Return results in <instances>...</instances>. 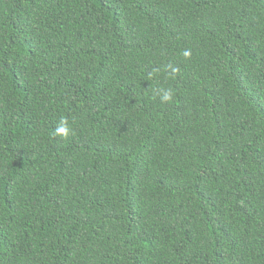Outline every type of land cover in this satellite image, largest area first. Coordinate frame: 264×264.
<instances>
[{"label":"trees","instance_id":"obj_1","mask_svg":"<svg viewBox=\"0 0 264 264\" xmlns=\"http://www.w3.org/2000/svg\"><path fill=\"white\" fill-rule=\"evenodd\" d=\"M0 264H264V0H0Z\"/></svg>","mask_w":264,"mask_h":264},{"label":"clouds","instance_id":"obj_2","mask_svg":"<svg viewBox=\"0 0 264 264\" xmlns=\"http://www.w3.org/2000/svg\"><path fill=\"white\" fill-rule=\"evenodd\" d=\"M184 55H185V57H188V56H190V52L186 51L184 53ZM170 99H171V91L167 90L163 93L162 100L167 101ZM56 132L58 135H61V136H67L68 135L69 129L67 127V121L66 120H64V119L61 120L60 126L56 129Z\"/></svg>","mask_w":264,"mask_h":264}]
</instances>
